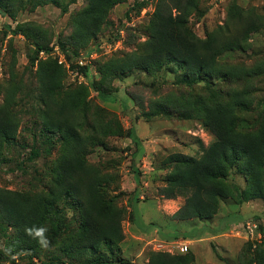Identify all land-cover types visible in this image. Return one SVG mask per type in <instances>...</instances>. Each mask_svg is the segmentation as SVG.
I'll list each match as a JSON object with an SVG mask.
<instances>
[{"label": "trees", "instance_id": "1", "mask_svg": "<svg viewBox=\"0 0 264 264\" xmlns=\"http://www.w3.org/2000/svg\"><path fill=\"white\" fill-rule=\"evenodd\" d=\"M77 1L0 0V14L15 22L23 13L53 5L64 15ZM86 1L85 7L71 14L69 33L59 34L53 44L70 62L82 50L98 43L111 10L127 0ZM154 1V12L144 29L146 39L130 43L134 48L129 52L95 60L100 78L90 86H67L65 68L57 59L38 58L39 53L53 50L50 44L54 34L47 38L42 26L26 22L0 30V45L7 40V46L11 47L15 37L22 36L34 47L27 66L36 68L34 92L27 97L33 95L39 120L32 144L22 143L18 137L20 122L14 110L22 99L17 96L26 90L24 82L33 75L28 74V69L20 74L14 57L7 85L3 87L4 101L0 104V167L11 161L9 154L18 148L29 149L23 159L28 163L43 155L58 154L55 163L49 166L52 184L45 190L29 193L0 188V232L7 236V247L20 253L17 259L25 258L30 264H35L34 259L39 264H132L120 255L119 249L124 240L122 223L126 210L118 205L115 196H110L111 179L90 165L87 158L92 149L104 145L105 137L124 135L114 114L88 101L90 91L104 100L118 92L113 86L115 80L134 74L150 78L172 75L179 88L187 89L186 93H169L154 100L151 109L142 114L144 117L197 120L214 136L199 157L176 153L165 160L171 165V172L165 176L161 197L185 198L173 220L212 221L228 201L236 206L264 201V102L258 104L256 89V82L264 76V61L254 55L251 58L255 62L248 65L225 57L253 51L252 37L264 30V15L255 8L232 2L223 25L200 38L191 27L190 18L194 14L204 15L201 0H141L129 12L139 14ZM131 38L134 37L129 34L128 39ZM71 68L87 76L91 67L76 63ZM234 174L241 175L244 185L235 182ZM135 176L139 186V173ZM134 195L137 196V191ZM135 203L130 204L133 218ZM233 219L241 220L230 215L223 220L221 231ZM33 224L48 229L52 247L46 258L45 250L24 235L23 226ZM160 237L170 242L181 236ZM248 245L249 252L240 264H264V240L255 250ZM54 247L57 249L52 251ZM63 256L70 260L64 261ZM15 261L0 250V264ZM194 261L195 255L190 253L154 251L149 253L147 264Z\"/></svg>", "mask_w": 264, "mask_h": 264}, {"label": "rangeland", "instance_id": "2", "mask_svg": "<svg viewBox=\"0 0 264 264\" xmlns=\"http://www.w3.org/2000/svg\"><path fill=\"white\" fill-rule=\"evenodd\" d=\"M136 1L141 0H127L115 6L110 12L109 23L99 35L98 43L82 50L78 57H74L72 63L61 54L57 45L53 44H56L59 34L69 33L67 25L71 14L85 7L86 0H78L64 15L53 5L40 7L34 13H23L15 22L0 14V30L7 25L14 28L18 23L26 22L42 26L49 36L47 38H50V33L54 34L50 44L53 50L49 53H39L38 58L57 59L65 68L64 81L67 86H90L92 81L100 78L95 60H106L114 53L129 52L134 48L130 43L136 39H146L144 29L152 17L156 1L150 2L139 14L129 12V8ZM232 2H237L244 8H255L264 15V0H201V11L204 15L201 17L194 14L190 18L191 27L196 34L204 38L207 32L223 25L227 8ZM129 34L134 38L128 39ZM6 42L7 40L0 45V104L4 101L3 87L7 85L10 67L16 57L19 73L22 74L28 69V74L33 75L24 82L26 90L17 96L22 99L14 110L20 122L19 139L22 143L32 144L33 135L38 132L39 126L33 95L27 97V94L34 92L36 68L27 67L30 63L29 54L34 47L22 36L15 37L11 47L7 46ZM252 44L253 51L245 54H227L226 59L232 58V61L250 65L255 62V58L251 57L257 55L264 61V30L252 37ZM78 62L91 67L87 76L79 69H70L72 64ZM113 86L118 89L113 96L103 100L97 92L90 91L88 101L114 114L124 130V135L105 137L104 145L92 149L87 159L90 165L111 179L110 196H115L118 205L126 210L122 223L124 240L119 245L120 255L132 264H147L149 253L154 251L193 254L195 261L192 264H240L249 252L248 244L252 245L251 250H255L263 243L264 201L254 200L243 206H236L228 201L212 221H176L172 217L182 207L185 198L180 196L169 200L160 195V190L165 186V176L171 172V165L165 160L176 153L199 157L202 148L214 141V136L197 120H183L178 117L147 119L142 115L151 109V102L154 100L164 98L169 93H186L187 89L179 88L174 77L166 74L158 78H150L141 73L134 74L123 80H115ZM256 89L258 104H261L264 102V76L256 82ZM130 133L134 139L130 137ZM28 153L27 148L11 151V161L0 167V188L31 193L43 191L52 184L49 166L55 163L58 154L43 155L33 163H28L23 161ZM136 172L140 176L139 186L136 184ZM233 178L236 183L244 185L241 175L234 174ZM135 191L137 196L134 195ZM131 203H135L134 218L130 216ZM230 215L241 220L235 222L233 219L227 229L221 231L223 220ZM243 222L256 225L252 234L241 228L240 223ZM160 231L161 234L181 237L167 242L159 236ZM9 233L7 231V234ZM184 243L188 246L187 251H182ZM5 247L7 236L0 232V250L3 251ZM54 249L57 248L54 247L52 251ZM47 252L49 251L45 250L43 257H47ZM62 258L66 262L70 260L65 256ZM34 263L39 264L36 259ZM13 264H30V261L20 258Z\"/></svg>", "mask_w": 264, "mask_h": 264}, {"label": "clouds", "instance_id": "3", "mask_svg": "<svg viewBox=\"0 0 264 264\" xmlns=\"http://www.w3.org/2000/svg\"><path fill=\"white\" fill-rule=\"evenodd\" d=\"M23 232L25 236H27L31 240H34L40 249L42 250L51 249L52 242L47 235L48 229L46 227L35 224L31 226L24 225ZM3 252L6 256H9L11 260H16L20 254L18 252H15L13 247H5L3 249Z\"/></svg>", "mask_w": 264, "mask_h": 264}, {"label": "built area", "instance_id": "4", "mask_svg": "<svg viewBox=\"0 0 264 264\" xmlns=\"http://www.w3.org/2000/svg\"><path fill=\"white\" fill-rule=\"evenodd\" d=\"M61 63H62V62H61ZM77 64L80 65V66H85V65H87V64H84V63H82V62H78ZM240 224H242L241 228H243L244 230L247 229L251 234L253 233V232H252L253 228L256 227V225H254V224L251 223V222L240 223ZM239 233H240V232H238V234H239ZM183 245H184V247L182 248V251H187V250H188V246H187V244L184 243Z\"/></svg>", "mask_w": 264, "mask_h": 264}, {"label": "crops", "instance_id": "5", "mask_svg": "<svg viewBox=\"0 0 264 264\" xmlns=\"http://www.w3.org/2000/svg\"><path fill=\"white\" fill-rule=\"evenodd\" d=\"M175 214V213H174ZM159 236H161V234H159Z\"/></svg>", "mask_w": 264, "mask_h": 264}]
</instances>
